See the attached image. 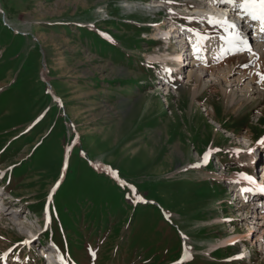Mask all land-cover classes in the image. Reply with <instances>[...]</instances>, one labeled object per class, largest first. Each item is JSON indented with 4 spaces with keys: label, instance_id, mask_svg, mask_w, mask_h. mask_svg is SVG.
I'll return each mask as SVG.
<instances>
[{
    "label": "rangeland",
    "instance_id": "1",
    "mask_svg": "<svg viewBox=\"0 0 264 264\" xmlns=\"http://www.w3.org/2000/svg\"><path fill=\"white\" fill-rule=\"evenodd\" d=\"M203 1L0 0V264H45L35 243L65 264H264V238L218 245L264 226L237 186L263 175L264 58L207 59L255 77L240 100L228 76L168 74L154 41L179 18L202 29L187 15Z\"/></svg>",
    "mask_w": 264,
    "mask_h": 264
},
{
    "label": "bare ground",
    "instance_id": "2",
    "mask_svg": "<svg viewBox=\"0 0 264 264\" xmlns=\"http://www.w3.org/2000/svg\"><path fill=\"white\" fill-rule=\"evenodd\" d=\"M203 2H205V8H203L202 6H198L197 5V6H195V8L189 9V11L192 14L201 15V16H203L205 18H208V17H215L217 19L227 18L229 20V17H231L230 15H232L229 12L230 10H227V7L224 9L225 14H221V12L219 11L220 8L215 9L210 3H208V1H203ZM219 5H221V4H219ZM150 7L151 8H155L157 6L151 5ZM186 10H188V8ZM189 11H187V13H190ZM233 15H236V14H234V12H233ZM230 22L232 23V21H230ZM175 29L176 28L174 27V25L171 24L170 26H168L166 31L159 32L157 35H155L156 36L155 39L153 38L154 41H158L159 39H163L164 40V39H167V38L171 37L173 34H178L177 32H175ZM175 37L178 38L177 35ZM164 42H166V40H164ZM174 43H177V42L175 41ZM212 43L213 44H219V49L221 47H223V44L216 43V41H214V40H212ZM250 46H252L253 51L256 53V56H253V55H251L249 53L248 54H249V56H251L252 61H254V64L256 63V64L259 65L260 61L262 62L263 61L262 59L264 58V42H262V40H261V38L259 36L257 38V40L254 43H252ZM207 50H209V49H207ZM213 50H215V48H213ZM219 53H220V51H219ZM257 57H258V59H257ZM162 58H163V56H162ZM166 58H167V56H166ZM166 58L161 59V57H158V56H149L148 60L160 62V59H161L163 61V63H165L166 60H167ZM176 59H177V57L175 56V60ZM197 63H199V64L201 63L200 64L201 66L196 65ZM186 64H191V68H187V70H186V72L188 73L185 76L186 78H190V76H192V74L196 73L198 75V77H200V79L203 78V79H205V80H207L208 82L211 83V82H215L217 79H220L222 76H228L227 79H230V80L227 82V84H226L227 88L224 89V91H225V93H227L228 92L227 90H230V88L228 89V86L229 87H235L238 90V92H240L239 93V95L241 97L240 100H243V99L246 98L247 92L250 93V91H251L253 93H256V95H257V93L258 92L260 93V91H261L259 86L258 85L256 86L257 82H256L255 77L252 78L251 76L248 77L247 74L245 75V73H244L245 70L243 68L239 67L240 65H238V64L236 66H233L232 64L231 65H225V66L223 65L220 68H218V69L229 70L228 74L234 73L235 76H234V74H233V77L230 75L231 78H230L229 75H226V73L225 74L223 73L222 75H219V74L216 73L217 71H212V72L207 71L206 70V68H207L206 61H204V62L200 61L199 59H197L194 56L190 57L189 59H186ZM238 68H240V69H238ZM196 78H197V76H196ZM247 78H249V79H247ZM246 79H247V81H246ZM244 82H245L246 85L243 88H240L241 85L244 84ZM231 95H234V94L231 92ZM232 101H234V102H232ZM235 101H236L235 97H232L231 100H230V102H232V103H235ZM261 166H262L261 167V171H264V161L261 162ZM261 179H262V177H261ZM232 183L235 184V183H237V181H234ZM262 184H264V176H263V180L261 181L260 185L262 186ZM237 186L241 187L240 188V192L244 188V184L240 185V184L237 183ZM251 202L252 201H250L249 204H252ZM256 202H259V201H256ZM259 204L260 203H255V207L258 206V208H261V210L264 212V208H263L264 204H262V206H259ZM251 207H252V205H251ZM253 208H254V205H253ZM256 210L257 209H255V211ZM1 213L3 214V212H1ZM253 214H254L253 215V219H255V220H262L263 219L264 220V214L260 215V213H259L258 215H255V214H257L255 212H253ZM5 215H7L6 212H5ZM254 222H256V221H253V223ZM258 225H260V224L257 223L256 226H258ZM263 238H264V226H260V228H258V229H254L252 227V229L248 230L246 235H241L240 233H234V234H232V236L224 239V241L219 242L218 245H220L222 243L224 245L234 246L235 244L237 245L238 243H241L243 245V247H245V243L247 241H249V240H252L255 244L257 243L260 246V245H262ZM33 250L37 251L35 249H33ZM50 251H53V253L50 254ZM38 252H43L42 255L45 256V260L46 261H50L48 264L57 263V262H51L52 260H55V258H56L57 250L55 248L54 249L53 248H43L41 251L38 250Z\"/></svg>",
    "mask_w": 264,
    "mask_h": 264
},
{
    "label": "snow or ice",
    "instance_id": "3",
    "mask_svg": "<svg viewBox=\"0 0 264 264\" xmlns=\"http://www.w3.org/2000/svg\"><path fill=\"white\" fill-rule=\"evenodd\" d=\"M171 2V0H169ZM213 3L227 5L231 7L234 14L238 15L242 21H245L251 30L253 25L257 26L259 36L264 42V0H212ZM208 23L214 27H220L226 35L223 37L225 47L221 49V53L237 54L240 52H248L249 54L256 56L253 51L252 46H250L248 39L243 34L241 26L231 23L227 18L217 19L215 17H208ZM192 35L195 37L193 42V52L194 54H199L203 50L204 42L209 38L206 33L193 32ZM258 59V57H257ZM167 71V70H166ZM259 77L258 83L264 84V74L259 72L256 73ZM258 145H264V137L257 141ZM239 150H237L238 152ZM251 149H249V154H251ZM209 153H206L203 160L207 162ZM200 165H192V167H199ZM241 179L244 180L250 187L242 189L243 192H259L264 194V186L258 184L257 180L250 175L241 173L239 174ZM93 259L95 258V253L91 252ZM185 259H190L187 252L185 251ZM63 264V260H61ZM178 264H183V261L178 262Z\"/></svg>",
    "mask_w": 264,
    "mask_h": 264
}]
</instances>
